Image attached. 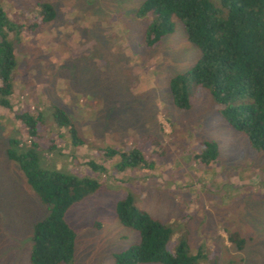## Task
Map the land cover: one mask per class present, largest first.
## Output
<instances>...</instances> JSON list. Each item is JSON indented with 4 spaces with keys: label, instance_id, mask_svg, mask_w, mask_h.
Wrapping results in <instances>:
<instances>
[{
    "label": "rangeland",
    "instance_id": "374dc122",
    "mask_svg": "<svg viewBox=\"0 0 264 264\" xmlns=\"http://www.w3.org/2000/svg\"><path fill=\"white\" fill-rule=\"evenodd\" d=\"M38 1L51 5L53 19L10 36L17 67L12 110L0 109V264H30L33 225L47 214L6 158L9 141L18 151L35 144L44 168L97 183L64 214L74 235L71 264H114L113 255L138 243L137 233L117 220L116 205L126 197L171 229L169 251L184 242L190 254L202 251L197 264H264V152L252 151L226 125L206 89L191 86L190 107L174 108L168 83L199 56L180 23L172 19V33L147 48L146 21L134 17L144 0L0 3L19 26L36 14ZM49 106L70 120L79 149L59 145L65 130ZM25 110L43 114L35 137L14 117ZM201 142L217 149L208 165L198 160ZM132 150L141 163L115 169L118 154ZM110 151L116 155L108 158ZM230 232L245 238L243 249L228 243Z\"/></svg>",
    "mask_w": 264,
    "mask_h": 264
},
{
    "label": "trees",
    "instance_id": "16d2710c",
    "mask_svg": "<svg viewBox=\"0 0 264 264\" xmlns=\"http://www.w3.org/2000/svg\"><path fill=\"white\" fill-rule=\"evenodd\" d=\"M2 3L0 109L11 111L12 77L17 59L10 36L17 39L23 29L30 32L50 22L54 11L49 3L38 1L36 14L26 24L16 26L9 20ZM134 17L146 21L143 46L151 48L170 35L172 19H175L182 27L185 39L199 53L197 61L187 71L175 75L168 83L174 108L185 111L190 107L191 86L206 89L215 111L226 125L241 133L252 151L264 152V0H144L135 10ZM48 108L56 127L65 130L57 138L59 145L65 142L70 150L79 149L82 142L65 113L54 106ZM14 117L20 120L30 137H35L43 114L36 112L33 116L25 110ZM200 146L198 160L204 165L214 162L217 156L215 144L201 142ZM15 148L16 145L9 141L6 158L16 164L25 183L47 211L46 216L33 225L29 263L71 264L74 235L64 222V214L70 206L92 194L97 183L44 168L33 143H29L25 151ZM104 154L108 158L116 155L114 151ZM118 155L120 162L114 165L115 169L141 163L137 150ZM116 215L120 225L137 233L138 243L113 255L114 264H197L203 260L201 250L192 255L184 242L167 250L171 229L137 210L129 197L116 205ZM226 238L235 249H243L246 240L238 233L230 232Z\"/></svg>",
    "mask_w": 264,
    "mask_h": 264
}]
</instances>
